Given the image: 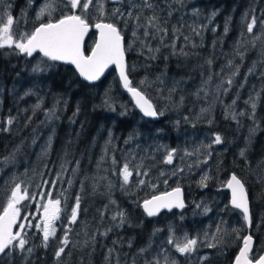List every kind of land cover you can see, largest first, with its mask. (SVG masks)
Here are the masks:
<instances>
[{
  "label": "trees",
  "instance_id": "1",
  "mask_svg": "<svg viewBox=\"0 0 264 264\" xmlns=\"http://www.w3.org/2000/svg\"><path fill=\"white\" fill-rule=\"evenodd\" d=\"M143 2L108 3L107 9L119 8L124 16L117 18L112 11L103 21L121 31L132 85L163 112L156 122L134 111L112 70L99 83L86 85L68 67L0 48V212L15 184L34 194L22 202L21 216L32 217L38 201H61L56 233L47 246L34 218L33 226L23 230L24 250L6 249L0 264H148L154 259L165 264L168 229L189 238L214 229L215 247L202 250L207 258L200 264H231L246 235L253 239L250 258L263 251L264 0H150L151 9L143 8ZM9 4L11 15L27 11L26 0ZM133 4L137 7L130 8ZM141 10V25L155 15L166 31L150 28L155 36L145 37L135 21ZM70 13L67 6H57L50 20ZM253 17L256 25L249 33ZM93 40L89 33L85 55ZM250 98L254 112L246 103ZM217 134L220 144L214 143ZM172 149V163H165ZM125 164L132 172L128 184L120 175ZM230 174L245 186L248 228L227 205L224 183ZM205 175L206 186L201 184ZM177 187L183 211L152 219L142 214L141 202ZM77 195V220L69 224ZM120 211L126 220L118 227L119 218L112 217ZM62 246L65 251L57 258ZM176 264H197V259L176 257Z\"/></svg>",
  "mask_w": 264,
  "mask_h": 264
},
{
  "label": "snow or ice",
  "instance_id": "2",
  "mask_svg": "<svg viewBox=\"0 0 264 264\" xmlns=\"http://www.w3.org/2000/svg\"><path fill=\"white\" fill-rule=\"evenodd\" d=\"M113 2H119V0H113ZM67 4L70 5L71 10H73L72 14L63 15L60 19L55 20L54 22L49 20L48 23H40L39 26L35 27L30 34L27 32L20 33L18 39L15 38L16 33L13 31L14 18L12 15L8 14L7 11V8H9L10 5H0V7H4V11L0 13V48L5 46H14L20 53L28 56H32L34 52L38 51L43 57H46L50 61H63L65 63H70L75 66L80 76L90 82L98 80L109 65H115L119 73L122 87L133 97L136 106L140 108L141 112H143L145 116L150 117L163 115V112H157L151 100L140 88L132 85L125 62L126 49L122 44L121 31L114 23L103 22V18L107 15L105 12L104 0H67ZM56 7L57 0H45L44 5L37 13V20H40V18L45 14L51 17L53 12L56 11ZM93 7L101 18V22H97L94 25L99 32V36L91 50V53L89 55H85L82 51L81 44L84 35L89 31L90 25L88 23L87 16L90 8ZM136 7L137 6L134 4L130 5V8ZM152 7L153 5L150 3V0H144L143 8L151 9ZM77 12L79 14H77ZM112 15L117 18H121L124 16V13H122L119 8H116L113 10ZM141 15L142 10L135 16L136 27L144 28L145 37H148L149 35L155 36L156 33L149 32L150 28L156 29V32L166 31L160 28L157 23L158 17L155 15L147 17L146 24L141 25L139 23ZM127 16L129 18L133 17V12L129 10ZM124 23L127 24L128 20H124ZM255 25L256 19L253 17L252 21L247 24V30L249 33L253 32ZM133 36H137L136 31H133ZM142 43L144 42L142 41ZM149 50L151 51V49ZM209 63H211V61H209ZM229 64H231V61H229ZM36 70H39V67L34 69V71ZM238 71L239 68L237 67V72ZM252 71L253 69L250 68L249 73ZM232 75L235 76L236 72H233ZM140 83L143 85L145 81L142 80ZM227 84L231 86V78L228 79ZM224 91H227V89H224ZM233 103H235V101H233ZM246 103H251V107L254 112L256 108L255 100L250 98V100ZM37 107H39V105H37ZM239 115H245V113L242 112ZM232 118H236L235 113L232 114ZM7 123L11 124L12 120L9 119ZM8 130V128L4 129V131ZM214 143H222L220 135L217 134L215 136ZM175 151V149H172L168 152L165 157V163H172ZM243 155L244 152L241 151V156ZM113 162L115 163V161ZM62 170L66 169L62 166ZM73 171H75V169H73ZM136 174L138 176L148 175L147 172H137ZM120 175L122 176L123 183L128 184L129 177L132 176V172L129 171L127 164H125L120 170ZM208 179L209 177L207 175L203 176L201 178V184L206 186V181ZM145 182L146 181L144 179L139 181L141 185L145 184ZM44 183H48V181H44ZM51 183L55 184V181H52ZM68 183L71 185L72 181L69 180ZM165 183H167V181H165ZM227 187L232 191L231 203L233 207L243 211L244 220L250 226L251 221L244 184L237 178L236 175H232L230 180L227 182ZM180 192V188L177 187L172 192H165L161 195L153 196L150 200H145L143 207L146 214L148 216H154L161 209L167 208L170 210L174 206L183 208L184 204L182 199H180ZM46 195L50 196L51 193H46ZM33 196L34 194L30 195L28 189L26 187L22 188L21 184H15V187L11 190L7 203L3 206V211L0 212V254H4L6 249L19 248L21 251L24 250L27 240L24 238L25 233L23 230L33 225L30 221L28 223H20L19 230L15 233L12 231V228L13 225L17 223V219L21 216V208L23 207L22 202L32 198ZM60 204L61 201L58 199H49L47 203H41L39 205V207L43 208V226L41 227L40 224H36L35 227L41 230L45 246H47L49 238L53 237L56 233L54 223L60 218ZM79 206L80 196L77 195L76 204L72 208L69 224L74 223L77 220ZM118 218L119 224L117 226L119 227L125 223L126 217L125 214L120 211L112 217L114 221ZM23 219L28 221L27 216L23 217ZM14 240L18 241L15 245L13 244ZM61 243L64 246H67L69 243L67 233ZM167 243L173 245L176 251L181 255H190L195 250L198 241L195 238L189 239L188 237H184L181 242H177L174 237L170 235ZM252 245V236H244L243 244L235 258V264H253V259L250 258ZM209 247H215V245L210 244ZM28 251L31 252V249H28ZM64 251L65 247H60L55 253L56 257H61V254L64 253ZM140 251L144 252L145 250L141 249ZM148 264H160V261L158 259H154L152 262H148ZM165 264H176V262L174 260H169L168 257H165ZM254 264H264V255L259 256V258L254 261Z\"/></svg>",
  "mask_w": 264,
  "mask_h": 264
},
{
  "label": "rangeland",
  "instance_id": "3",
  "mask_svg": "<svg viewBox=\"0 0 264 264\" xmlns=\"http://www.w3.org/2000/svg\"><path fill=\"white\" fill-rule=\"evenodd\" d=\"M10 1L11 0H0V5H5V6L10 5L9 4ZM44 3H45V0H37L34 4L29 3L27 6V11H23L19 14L16 13V14L12 15L14 18L13 31L16 33V35H15L16 39L19 38V34L22 32H27L30 34L33 31L34 27L36 26L35 24L38 25L40 23H46V22H48V20H50L53 17V15L57 11V7H56V11L53 12L51 17H49L47 14H45L44 16H42L40 18V20H37V18H36L37 13L39 12L40 8L44 5ZM108 3L111 4L110 0H104L105 12L111 14L110 12H112L113 9L112 8L107 9ZM57 6H60V7L67 6L71 10L70 5L67 4V0H57ZM109 7H111V6H109ZM3 11H4V7H0V13H2ZM7 11H8V14L11 15V12L8 8H7ZM77 14H79V13L77 12ZM67 15H69V14H67ZM88 16L92 20V23L96 22L95 19L100 18L94 7L90 8ZM5 20H6V17H5ZM3 48L14 49L15 51H19L14 46L13 47L5 46ZM151 190H155V187H153ZM47 201L48 200L45 199L43 202L38 201L34 204V211H33L34 214L32 217L27 216L28 221H25L23 219V217H25L26 214H24L23 216H20L17 219V223L15 224L14 233L19 230V224L20 223H28L30 220H32V219L34 220V218H36V224H40L42 227L43 226V218H42L43 208L39 207V205L41 203H47ZM203 227L208 228V226H203ZM203 227H202V229H203ZM38 230L43 237L41 230L40 229H38ZM213 230L214 229H210L207 234L206 233H200V235H198V237L193 236V238L197 239L198 243H197L195 250L190 255H181L179 252L176 251V249L173 245L169 244L170 249L165 253V255L162 256L163 257L162 262H165V257H168L169 260H174L176 262V257L190 258V257L194 256L197 259V264H200L201 262H203L207 258V253L203 252L202 250L208 248L209 245L211 244V242H213L214 235L216 234V232ZM170 235H172L177 242H181L184 239V237H188V235L186 233H182V232L173 233L168 229V232L165 236L166 242L168 241V238ZM189 239H192V238H189ZM14 241H16V243H18L17 240H14Z\"/></svg>",
  "mask_w": 264,
  "mask_h": 264
},
{
  "label": "water",
  "instance_id": "4",
  "mask_svg": "<svg viewBox=\"0 0 264 264\" xmlns=\"http://www.w3.org/2000/svg\"><path fill=\"white\" fill-rule=\"evenodd\" d=\"M110 3H111V4H114V3H116V2H113V0H110ZM72 11H73V10H71V13H70V14H72ZM70 14H69V15H70ZM60 18H61V17H60ZM60 18H58V19H60ZM58 19H56V20H58ZM54 21H55V20H54ZM54 21H53V22H54ZM97 22H101V21H96V22L92 23V24L90 25V27H89V31L84 35V38H83V41H82V44H81L82 51H83V46H84L85 40H86L87 36L89 35V33H92V34L94 35V40H93L92 47H91L90 51L88 52V54H86V55H89V54L91 53V50H92V48L94 47L96 40L98 39L99 32H98V30L94 27L95 23H97ZM46 23H48V22H46ZM37 26H39V24L36 25L35 27H37ZM35 27H34V29H35ZM34 29H33V30H34ZM122 44H123V43H122ZM24 55H25V57H26L27 59L33 57L34 55H38V56H40V57L46 59L47 61H49V62H51V63L59 64V65H62V66L68 67V68H70V69L73 71V73L76 75L77 79H78L81 83L86 84V85H94V84L99 83V82H100V81L106 76V74H107L110 70H112L113 73H114V75H115V77H116V79H117V82H118V84H119L120 90H121V91L127 96V98H128V100L130 101V103H131V105H132L134 111H135L140 117H142V118L145 119V120H149V121H151V122H156V121L159 120V117H158V116H156V117L145 116V115L143 114V112H141L140 108L136 106V103H135V101L133 100V97L127 92V90H125V89L122 87V84H121V81H120V77H119V73H118V71H117L115 65H109V67L105 69L104 73L100 76V78H99L98 80L90 82V81H88V80H85L82 76H80V75H79V72L76 70L75 66L72 65V64H70V63H65V62H63V61H55V62L50 61V60H48L46 57H43L38 51H37V52H34L32 56H28V55H26V54H24ZM231 176H232V174L228 175L227 178H226V181H225V183H224V191H225L226 194H227V205H228V207H229L231 210L236 211V212H237L239 215H241L242 218L244 219L243 211H242L241 209H237V208L233 207V205H232V203H231V200H232V191H231L230 188L227 187V182L230 180ZM174 189H176V188H172V189H170V190H168V191H166V192H172ZM180 190H181V189H180ZM164 193H165V192H164ZM161 194H163V193H161ZM161 194H157V195H154V196H158V195H161ZM152 197H153V196L149 197V198L146 199V200H150ZM180 199H182L183 204H184L182 190H181V192H180ZM144 201H145V200H144ZM144 201L140 203V210H141L142 214H143L146 218H148V219L156 218V217H158V216L161 215V214H169V213H171V212L179 213V212H181V211H183V210L185 209V204H184V207H183V208L175 207V206L172 207L170 210L167 209V208H164V209H161L156 215H154V216H148V215L146 214L145 210H144V207H143V203H144ZM245 224H246V228H248V223L245 222ZM14 229H15V225H13V228H12V231H13V232H14ZM246 236H248V235H246ZM242 244H243V239H242V242H241V246H242ZM241 246H240V247H241ZM240 247H239L238 251L236 252V254L234 255V257H233V259H232V261H231V264H235V258H236V256H237L238 253H239ZM252 248H253V245H252ZM251 251H252V250H251ZM250 254H251V252H250ZM0 255H1V254H0ZM261 255H264V249H263V251L260 253L259 256H261ZM259 256H258L256 259H258ZM256 259H255V260H256ZM255 260H253V264H254V261H255Z\"/></svg>",
  "mask_w": 264,
  "mask_h": 264
},
{
  "label": "flooded vegetation",
  "instance_id": "5",
  "mask_svg": "<svg viewBox=\"0 0 264 264\" xmlns=\"http://www.w3.org/2000/svg\"><path fill=\"white\" fill-rule=\"evenodd\" d=\"M37 0H31V2H30V0H26V3L28 2V4L29 3H32V4H34L35 2H36ZM243 239V238H242ZM242 239H241V241H240V246H241V242H242ZM239 246V247H240ZM239 247H238V249H239ZM238 249L236 250V252L238 251ZM236 252H235V254H236ZM252 252V251H251ZM260 255V254H259ZM233 259V258H232Z\"/></svg>",
  "mask_w": 264,
  "mask_h": 264
}]
</instances>
